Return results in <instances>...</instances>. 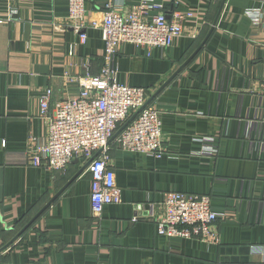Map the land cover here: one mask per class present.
I'll return each instance as SVG.
<instances>
[{"label":"crops","instance_id":"0c3cea01","mask_svg":"<svg viewBox=\"0 0 264 264\" xmlns=\"http://www.w3.org/2000/svg\"><path fill=\"white\" fill-rule=\"evenodd\" d=\"M139 1L84 0V44L66 19L68 0L11 1L15 14L0 24L2 264H264V0H227L205 42L221 0H157L168 12H194L183 37L165 50L119 47L115 80L154 95L163 149L153 158L109 142L119 204L92 216L82 160L61 171L33 164L47 138L41 96L52 91V110L99 76L107 5L126 14ZM7 6L0 0V18ZM167 192L209 197L222 217L215 238L158 235Z\"/></svg>","mask_w":264,"mask_h":264},{"label":"built area","instance_id":"2783aa9c","mask_svg":"<svg viewBox=\"0 0 264 264\" xmlns=\"http://www.w3.org/2000/svg\"><path fill=\"white\" fill-rule=\"evenodd\" d=\"M5 1L8 6L0 24L15 14L10 5L12 0ZM83 3L84 0H68L66 18L69 27L79 35V44L86 41ZM106 8L100 28L104 43L100 75L86 76L78 96L54 103L52 110V91L46 89L40 98L39 118L47 128V138L33 162L49 171H61L74 160L87 162L100 152L87 167L91 177V214L95 218L102 215L106 206L119 204L121 200L110 168L108 144L121 125L148 100L143 89L116 82L112 60L124 43L148 51L168 49L176 39L183 37L184 23L195 17L191 11H165L157 0H140L126 14L111 9L110 5ZM256 14L260 16L259 11ZM189 36L195 39L197 33ZM259 121L264 129V103ZM115 140L123 151L160 158L163 154L162 131L157 111L146 106ZM204 152L208 157L216 154L210 148ZM161 207L163 214L155 221L158 235L185 240L215 238L212 227L222 217L212 211L209 197L167 192Z\"/></svg>","mask_w":264,"mask_h":264},{"label":"water","instance_id":"95a60500","mask_svg":"<svg viewBox=\"0 0 264 264\" xmlns=\"http://www.w3.org/2000/svg\"><path fill=\"white\" fill-rule=\"evenodd\" d=\"M227 0H221V3H220V6H219V9H218V12H217V15H216V17H215V19H214V21H213V24H212V27L210 28V30L208 31V33H207V35H206V37H205V39H204V42H205V40L209 37V35L211 34V32L213 31V29H214V27L216 26V23H217V20H218V18H219V15H220V13H221V10H222V8H223V6H224V4H225V2H226ZM202 44L203 43H201V45L198 47V49L196 50V52L198 51V50H200V48L202 47ZM195 52V53H196ZM195 53L193 54V55H195ZM192 55V56H193ZM153 97H154V95H152V97H149V99L145 102V104H144V106L141 108V109H139L136 113H134V114H132L130 117H129V119H127V121L124 123V124H122L121 125V127L115 132V134L113 135V137L111 138V140H110V142L112 141V140H114V139H116L118 136H119V134L137 117V115L146 107V106H148L151 102H152V99H153ZM99 153L100 152H98V153H96V154H94V156L91 158V159H89L86 163H85V165H84V167H83V169L82 170H84V169H87V167H88V165L91 163V161L92 160H94L98 155H99ZM78 174H80L79 172L77 173V175ZM76 175V176H77ZM61 193V191L59 192V193H57V195H56V197L59 195ZM56 197H54L53 199H51V201H49V203H47L46 205H45V207L41 210V211H39L38 213H37V215L22 229V231L17 235V236H19L22 232H24L28 227H29V225L35 220V219H37L38 217H39V215L46 209V208H48L50 205H51V203L53 202V200L56 198ZM16 236V237H17ZM16 237H15V239H16ZM14 239V240H15Z\"/></svg>","mask_w":264,"mask_h":264}]
</instances>
